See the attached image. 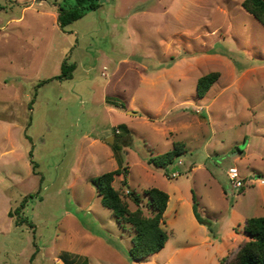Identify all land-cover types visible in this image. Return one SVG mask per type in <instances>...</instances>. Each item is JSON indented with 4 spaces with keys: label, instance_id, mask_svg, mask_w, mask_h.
Masks as SVG:
<instances>
[{
    "label": "rangeland",
    "instance_id": "1",
    "mask_svg": "<svg viewBox=\"0 0 264 264\" xmlns=\"http://www.w3.org/2000/svg\"><path fill=\"white\" fill-rule=\"evenodd\" d=\"M243 1L101 0L62 26L73 0H0V264L232 263L264 216V26ZM115 169L131 211L129 191L147 216L145 189L171 198L169 239L141 260L91 182Z\"/></svg>",
    "mask_w": 264,
    "mask_h": 264
},
{
    "label": "trees",
    "instance_id": "2",
    "mask_svg": "<svg viewBox=\"0 0 264 264\" xmlns=\"http://www.w3.org/2000/svg\"><path fill=\"white\" fill-rule=\"evenodd\" d=\"M73 1L67 7L59 6L58 21L62 26L82 18L86 13L97 10L102 5L101 0ZM242 6L264 26V0H244ZM63 73H65V70ZM219 77L220 72L218 71L200 77L197 81V95L204 97ZM184 151V144L177 142L172 149L162 154L149 156L147 162L157 168L167 169ZM120 174V169L107 171L93 177L91 182L97 188L103 205L113 212L119 224L129 223L135 231L132 237L130 255L134 260H141L161 251L169 239L162 222L170 195L167 191L155 186L145 189L144 193L149 198L148 206L151 210V215L147 216L140 206L141 195L135 191H129V195L139 205L136 210L131 211L119 189L114 186L115 177ZM241 191H243V188ZM197 205L198 203L195 200L193 204L194 214L200 223H204ZM18 210L16 209V212ZM22 220L24 218L18 217L16 223H21ZM244 232L248 235L249 240L240 245L231 264H264V216L247 218L244 224Z\"/></svg>",
    "mask_w": 264,
    "mask_h": 264
},
{
    "label": "built area",
    "instance_id": "3",
    "mask_svg": "<svg viewBox=\"0 0 264 264\" xmlns=\"http://www.w3.org/2000/svg\"><path fill=\"white\" fill-rule=\"evenodd\" d=\"M177 173L173 172L172 175L175 176ZM228 177L231 183L238 189H242L246 186V181L240 176V171L238 167L231 166L228 170ZM261 183L264 184V179L261 180Z\"/></svg>",
    "mask_w": 264,
    "mask_h": 264
},
{
    "label": "crops",
    "instance_id": "4",
    "mask_svg": "<svg viewBox=\"0 0 264 264\" xmlns=\"http://www.w3.org/2000/svg\"><path fill=\"white\" fill-rule=\"evenodd\" d=\"M171 68H173V67H171ZM173 147H174V146H173ZM195 167H196V166L192 167V169L195 168ZM170 199H171V198H170ZM170 201H171V200H169L168 207H167L165 213L167 212V210H168V208H169ZM164 215H165V214H164ZM191 215H192V217H193V220L197 223L196 216H195V214L193 215V212H192V211H191ZM244 224H245V223H244Z\"/></svg>",
    "mask_w": 264,
    "mask_h": 264
},
{
    "label": "water",
    "instance_id": "5",
    "mask_svg": "<svg viewBox=\"0 0 264 264\" xmlns=\"http://www.w3.org/2000/svg\"><path fill=\"white\" fill-rule=\"evenodd\" d=\"M132 112V111H130ZM134 114V112H132ZM114 136L108 137L106 140L109 141L110 143H113V140L111 138H113Z\"/></svg>",
    "mask_w": 264,
    "mask_h": 264
}]
</instances>
